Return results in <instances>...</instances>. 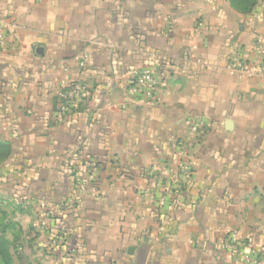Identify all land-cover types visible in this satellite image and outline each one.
Here are the masks:
<instances>
[{"label":"crops","instance_id":"1","mask_svg":"<svg viewBox=\"0 0 264 264\" xmlns=\"http://www.w3.org/2000/svg\"><path fill=\"white\" fill-rule=\"evenodd\" d=\"M259 2L261 19L230 0H0V184L60 208L93 264H258L264 76L227 56L238 39L255 57ZM146 69L161 86L132 93ZM78 82L90 95L58 117Z\"/></svg>","mask_w":264,"mask_h":264},{"label":"rangeland","instance_id":"2","mask_svg":"<svg viewBox=\"0 0 264 264\" xmlns=\"http://www.w3.org/2000/svg\"><path fill=\"white\" fill-rule=\"evenodd\" d=\"M14 184H0V209L1 216L7 214L8 219L17 223V228L9 231L13 240L18 233L15 244L21 246L20 254L15 251L18 263L21 264H93L95 261L88 257L89 253H79L75 245L73 234L69 231L71 226L58 214L57 206L35 202L21 203L24 201L25 191L19 189L18 196L13 193ZM23 200L21 201V199ZM26 202L28 200H25ZM34 202V201H33ZM27 205V213L14 211L15 205ZM58 209V210H57ZM60 217V218H58ZM65 218V217H64ZM70 227V228H69ZM31 229L30 236L26 233ZM74 233V232H73ZM27 239L26 241H24ZM82 256V258H81Z\"/></svg>","mask_w":264,"mask_h":264},{"label":"built area","instance_id":"3","mask_svg":"<svg viewBox=\"0 0 264 264\" xmlns=\"http://www.w3.org/2000/svg\"><path fill=\"white\" fill-rule=\"evenodd\" d=\"M261 5L262 3L258 2L251 13L256 19L262 18V13L257 10L258 6ZM15 33L16 21L12 17L7 19L0 18V42L5 40L7 34L14 36ZM229 46L230 53L227 59L229 70L232 73L240 79H255L264 76V36L256 38L254 44L255 57L252 59L247 56L244 45L238 39H232ZM82 65H84V63H82ZM128 84L132 93L152 94L161 86L162 82L160 77L152 70L146 69L142 72L134 73ZM72 87V96L74 98H68L67 101L60 105L57 112L60 118L63 117L70 108L78 106V101L75 100V97H87L91 93L81 82L75 83ZM179 173L183 174L185 179H189L192 174L191 165L182 163ZM176 182H179V178L178 180L177 178L175 179V183ZM165 203V197H162L159 201L160 207H163ZM255 256H257V254H255ZM258 264H264V259L262 258L259 260Z\"/></svg>","mask_w":264,"mask_h":264},{"label":"trees","instance_id":"4","mask_svg":"<svg viewBox=\"0 0 264 264\" xmlns=\"http://www.w3.org/2000/svg\"><path fill=\"white\" fill-rule=\"evenodd\" d=\"M231 4L239 9L244 14H250L257 6L259 0H230ZM58 112V111H57ZM58 116V114H57ZM12 154L11 147L8 143L0 141V162L6 161ZM23 203V202H21ZM25 204V203H23ZM15 205V212L27 213V205ZM2 211L0 209V264H21L17 262L15 251L20 254L21 246L15 244L18 233H15L13 240L9 236V231L17 228V223L8 219L4 214L1 216ZM60 218V217H58ZM26 233L27 238L30 236V231ZM25 239L24 241H26ZM15 249V251H14Z\"/></svg>","mask_w":264,"mask_h":264},{"label":"water","instance_id":"5","mask_svg":"<svg viewBox=\"0 0 264 264\" xmlns=\"http://www.w3.org/2000/svg\"><path fill=\"white\" fill-rule=\"evenodd\" d=\"M241 29L244 30V26H243V25L241 26ZM228 124L231 125V121H229V122L227 123V125H228ZM133 251H134V248H133V247H130L129 252L132 253Z\"/></svg>","mask_w":264,"mask_h":264}]
</instances>
